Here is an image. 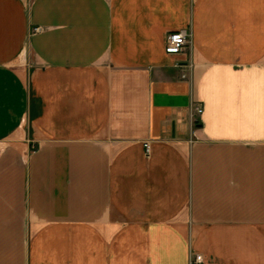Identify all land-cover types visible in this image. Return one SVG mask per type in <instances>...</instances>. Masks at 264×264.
Listing matches in <instances>:
<instances>
[{"label":"crops","instance_id":"crops-1","mask_svg":"<svg viewBox=\"0 0 264 264\" xmlns=\"http://www.w3.org/2000/svg\"><path fill=\"white\" fill-rule=\"evenodd\" d=\"M195 254L264 264V0H0V264Z\"/></svg>","mask_w":264,"mask_h":264},{"label":"built area","instance_id":"built-area-1","mask_svg":"<svg viewBox=\"0 0 264 264\" xmlns=\"http://www.w3.org/2000/svg\"><path fill=\"white\" fill-rule=\"evenodd\" d=\"M191 43V32L188 29H179L170 31L166 38L165 51L170 54H178L183 52ZM195 113L202 112V106L195 105ZM146 151H150V144H145ZM204 258L202 254H195L190 260V264H203Z\"/></svg>","mask_w":264,"mask_h":264}]
</instances>
